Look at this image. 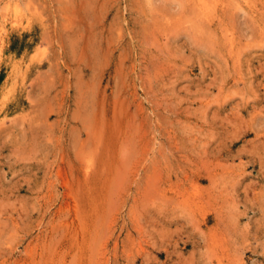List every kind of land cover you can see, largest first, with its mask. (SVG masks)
<instances>
[{
    "label": "rangeland",
    "instance_id": "rangeland-1",
    "mask_svg": "<svg viewBox=\"0 0 264 264\" xmlns=\"http://www.w3.org/2000/svg\"><path fill=\"white\" fill-rule=\"evenodd\" d=\"M0 264H264V0H0Z\"/></svg>",
    "mask_w": 264,
    "mask_h": 264
}]
</instances>
